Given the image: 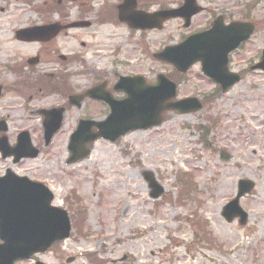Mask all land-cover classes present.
<instances>
[{
	"label": "rangeland",
	"instance_id": "obj_1",
	"mask_svg": "<svg viewBox=\"0 0 264 264\" xmlns=\"http://www.w3.org/2000/svg\"><path fill=\"white\" fill-rule=\"evenodd\" d=\"M231 1L232 5L241 2L243 9L245 3L256 2L252 20L258 27L231 59V70H249L241 82L214 103L200 112L168 111L162 125L129 133L115 144L98 140L91 155L73 165L67 164L68 144L81 116L78 110L66 115L63 128L37 163L42 162L47 171L45 181L55 192L56 205L70 213L69 206L75 203L72 193L76 191L80 196L87 209L83 229L87 238L73 230L69 239L39 256L43 262L92 264L83 254L93 251L109 264H264V72L250 70L264 50V0ZM92 30L80 32L77 41L67 47L76 48L73 44L84 38L97 44L99 39L90 37ZM110 33H100L102 43L109 42ZM95 44L87 49L95 48ZM103 48L105 54L111 46ZM131 50L130 63L115 64L121 73H141L155 83L158 74L173 71V67L153 57L137 59L134 45ZM100 60L96 61L97 70L112 68L105 59ZM94 77L80 76L73 83L80 92L85 91L95 82ZM185 77L178 87L179 99H200L219 89L203 75L200 64ZM12 99L8 102H14ZM55 99L49 96L42 103ZM92 108L94 117L104 116V110ZM199 125L212 130L209 139H213V146L227 148L230 160H223L201 144L196 130ZM147 171L155 173L169 198H150L151 188L143 177ZM182 171L192 173L199 187L196 194L180 199L177 174ZM247 178L256 183L255 190L241 200L250 215L248 223L228 222L222 217L224 205L236 197L238 181ZM202 218L209 220L212 231L204 247L193 240ZM69 257L76 260L66 263Z\"/></svg>",
	"mask_w": 264,
	"mask_h": 264
},
{
	"label": "flooded vegetation",
	"instance_id": "obj_2",
	"mask_svg": "<svg viewBox=\"0 0 264 264\" xmlns=\"http://www.w3.org/2000/svg\"><path fill=\"white\" fill-rule=\"evenodd\" d=\"M126 1L0 0V180L8 182L22 176L46 183L47 171L42 162L37 163L45 153L44 115L55 108H64L65 116L75 110L82 113L96 102L85 98L81 107L72 104L71 96L85 93L73 83L80 76L94 74L91 87L104 82V89H113L120 71L114 67L95 68L97 60L111 57L108 50L105 56L101 54L107 44L112 55L129 60L133 45L137 55L144 57L150 54L151 46L176 38L182 41L206 31L219 17L224 25L244 18L236 7L216 1L212 8L209 4L213 0H197L201 12L189 24L184 18L166 19L163 23L148 15L182 6L183 0H130L126 13L135 21L145 17L141 25L147 28H138L120 21V6ZM253 10L252 5L250 11ZM24 29L30 32L22 33ZM90 29V37L99 39L97 44L84 38L73 44L76 48L67 47L77 41L80 32ZM109 30V42L102 43L100 33ZM94 44L97 46L89 51L87 48ZM49 96L56 99L44 105L42 102ZM10 98L14 102H8ZM35 150L39 154L32 157Z\"/></svg>",
	"mask_w": 264,
	"mask_h": 264
},
{
	"label": "water",
	"instance_id": "obj_3",
	"mask_svg": "<svg viewBox=\"0 0 264 264\" xmlns=\"http://www.w3.org/2000/svg\"><path fill=\"white\" fill-rule=\"evenodd\" d=\"M251 32L252 27L249 30L240 27L236 33L247 39ZM236 46L237 42L230 41L222 51L218 52L216 49L207 55L198 52V55L195 56L170 57L166 56L170 52H166V54H160L158 57L173 63L182 72H186L190 64L202 59L204 72L221 83L223 91H226L233 83L239 80L237 75L229 74L227 71V53ZM262 68L264 69V64ZM159 78L160 83L158 85L146 89L144 94L134 99L136 101L134 103L136 110L133 113L134 117L131 116L134 121L132 123L129 122L131 124L126 127L119 126L115 129L104 126L101 129L102 132H107V134L113 131L117 132L114 137L109 136V134L104 135L105 137H110L112 141H115L117 136L125 135L130 130L158 126L163 122V111L168 109H177L184 112L201 110L202 104L196 99L179 101L178 103L172 102L171 100L176 94L174 84L162 76ZM167 84L169 88L167 93H165L163 88ZM50 120L51 116L48 115L45 121L47 144L50 143L53 134L61 128L59 123L57 125H49ZM94 135V138L88 137L91 144L100 136V132ZM83 137L80 131L73 135L70 147H77V151L69 162L77 161L79 160L78 158L84 159L85 156L89 155L91 149L85 146L84 143H79L80 140H83ZM76 154H79V157ZM145 177H147L150 187L153 188L151 196L158 198L163 193L164 188L158 185L153 173L146 172ZM239 183L238 196L226 205L223 216L229 221L240 217V223L245 224L248 215L239 205V199L251 191L255 184L250 180H241ZM33 187L29 190V194L15 192L11 193L9 198H4L8 194L0 187V192L4 194H0V239L3 240V243L0 244V264H14L15 261L31 257L35 252H45L55 240L66 239V237L70 236L71 223L69 215L65 210L52 206L53 193L43 186L41 187L43 188L42 191L37 186L36 188Z\"/></svg>",
	"mask_w": 264,
	"mask_h": 264
},
{
	"label": "trees",
	"instance_id": "obj_4",
	"mask_svg": "<svg viewBox=\"0 0 264 264\" xmlns=\"http://www.w3.org/2000/svg\"><path fill=\"white\" fill-rule=\"evenodd\" d=\"M202 130L205 132V136H207L209 131H210L207 127H202ZM179 183L181 186V190L179 192V197H181L182 199L186 198L187 196L192 195L193 193H197V186L198 185L195 184L194 177L190 173L184 172V173L180 174ZM78 199H79V197H78ZM77 212H78V216L75 219V223H76L75 225L77 226V228L81 229L83 224H84V221L86 220L87 212H85V209H83L82 206H80L78 208ZM202 226H203L204 230L201 233H198L197 237H203V238L209 237L211 231L208 228V221L207 220H206V222L203 221Z\"/></svg>",
	"mask_w": 264,
	"mask_h": 264
}]
</instances>
